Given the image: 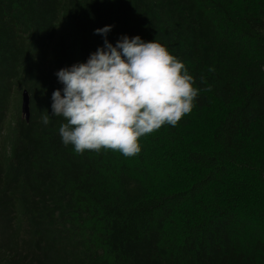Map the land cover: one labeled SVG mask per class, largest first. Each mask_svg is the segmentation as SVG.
<instances>
[{"label":"trees","instance_id":"obj_1","mask_svg":"<svg viewBox=\"0 0 264 264\" xmlns=\"http://www.w3.org/2000/svg\"><path fill=\"white\" fill-rule=\"evenodd\" d=\"M105 25L200 90L130 158L76 154L51 116ZM0 264H264V0H0Z\"/></svg>","mask_w":264,"mask_h":264},{"label":"clouds","instance_id":"obj_2","mask_svg":"<svg viewBox=\"0 0 264 264\" xmlns=\"http://www.w3.org/2000/svg\"><path fill=\"white\" fill-rule=\"evenodd\" d=\"M112 28L94 30L104 42L86 62L55 73L63 87L51 94V116L65 121L59 136L76 154L111 150L130 158L141 152L142 137L190 114L200 90L166 47L139 35H122L113 45L107 40ZM41 122L48 125L49 114Z\"/></svg>","mask_w":264,"mask_h":264},{"label":"water","instance_id":"obj_3","mask_svg":"<svg viewBox=\"0 0 264 264\" xmlns=\"http://www.w3.org/2000/svg\"><path fill=\"white\" fill-rule=\"evenodd\" d=\"M21 112L22 115H24V117L26 118V120H28V111H29V98H28V94L25 90L22 91L21 93Z\"/></svg>","mask_w":264,"mask_h":264}]
</instances>
